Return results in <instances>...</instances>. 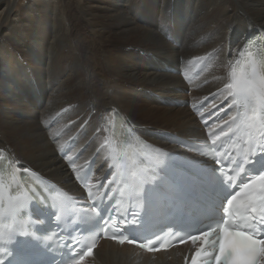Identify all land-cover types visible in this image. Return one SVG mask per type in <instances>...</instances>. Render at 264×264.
<instances>
[{
  "label": "bare ground",
  "instance_id": "bare-ground-1",
  "mask_svg": "<svg viewBox=\"0 0 264 264\" xmlns=\"http://www.w3.org/2000/svg\"><path fill=\"white\" fill-rule=\"evenodd\" d=\"M29 3L20 16H42L51 31L0 24V197L51 185L85 210L78 173L93 162L91 186L109 180L116 135L134 149L193 156L188 143L237 114L221 65L257 34L264 51V0H78L90 33L69 24L65 33L51 0ZM15 4L0 0V17ZM195 248L151 254L100 242L79 264H189Z\"/></svg>",
  "mask_w": 264,
  "mask_h": 264
},
{
  "label": "clouds",
  "instance_id": "clouds-1",
  "mask_svg": "<svg viewBox=\"0 0 264 264\" xmlns=\"http://www.w3.org/2000/svg\"><path fill=\"white\" fill-rule=\"evenodd\" d=\"M238 58L221 65L223 89L251 109V117L257 118L264 111V51L249 50L248 44L237 54ZM31 198L25 193L0 198V245H6L17 235H24L29 218H20ZM227 221L225 222V224ZM220 251L215 264H254L257 257H264V240H253L240 231H229L219 226ZM0 251H4L0 248Z\"/></svg>",
  "mask_w": 264,
  "mask_h": 264
},
{
  "label": "snow or ice",
  "instance_id": "snow-or-ice-1",
  "mask_svg": "<svg viewBox=\"0 0 264 264\" xmlns=\"http://www.w3.org/2000/svg\"><path fill=\"white\" fill-rule=\"evenodd\" d=\"M213 143H215V140ZM260 155H264V147L259 152L250 150L245 163L251 165L254 159ZM240 169L241 171H247L243 165H240ZM223 214L222 223L210 226L199 235L188 237L194 244L198 241L201 242L200 248L192 256V264H197L200 257L208 258L209 264H215V257L220 251V225H224L229 231H240L253 240H264V227H258L264 225V170L251 174L248 182L243 183L240 190L227 199L226 205L223 206ZM237 220L243 221V223H236ZM105 222L107 223V220ZM124 223L127 226L128 221L126 220ZM112 238L121 244L125 242L129 244L136 243L135 240L129 239L127 236L120 237L113 234ZM140 246L146 247L144 244ZM91 252L92 249L89 248L85 255H89ZM0 253H3V251H0ZM82 259L83 257H81ZM262 259L264 257H257L254 264H261ZM0 264H4L3 259H0Z\"/></svg>",
  "mask_w": 264,
  "mask_h": 264
},
{
  "label": "rangeland",
  "instance_id": "rangeland-1",
  "mask_svg": "<svg viewBox=\"0 0 264 264\" xmlns=\"http://www.w3.org/2000/svg\"><path fill=\"white\" fill-rule=\"evenodd\" d=\"M64 1L63 0H51V2H54L53 3L54 7H56L57 10H59L60 14H61V16H60L61 18L59 17L60 19H59V25L58 26L60 28L62 27V30L65 31V33H66V30H67L68 24L71 27V32L72 33H90L88 28H87V21L85 20V18L83 16H80L79 12H77V8H78V11H79V8H80L79 7L80 4L78 5V0H76L77 2H75V0H70V2H68V3H67L66 0H64ZM29 2H30V0H16V4L15 5L17 7L15 8V10L13 9V11L10 12L8 18L3 16V14H2L1 17H0V24L2 23L4 28H8V27L9 28H15V27H17V22H19V24H20L19 25V32L20 33H31V31H26V29L28 27L33 28V33H36L37 30H40L41 31L40 33H42V30H43V33L47 32V31L48 32L51 31V25H49V22L51 23V21H47L42 16L39 17L38 19H35V20L34 19H28V22H27V20L24 19L23 14L20 16V13H22L27 7H29L31 5V3H29ZM61 3H63V5ZM73 3H74V5H73ZM64 4H66V5H64ZM66 6H67V8H66ZM3 8H4V5H0V11ZM136 16H137V18L139 17L138 13L136 14ZM140 18H142L141 15L139 17V20L142 21ZM5 32L3 34H5ZM254 33H259V32H254ZM174 44H176V42L173 43V45ZM8 77H7V80H8ZM31 81H32L33 84L35 83V80L31 79ZM189 83H190V80H187L185 82V84L187 86L189 85ZM22 93H25L26 95H29L32 99L34 98L33 94L28 89L22 90ZM45 99H46V94L44 95V99H43L42 103L45 101ZM183 105H187V102L186 101L183 102ZM201 111H202V109L199 110V111H195V109H194V112L196 114H199ZM96 115L97 114L93 115V117H95ZM210 126H208V127H210Z\"/></svg>",
  "mask_w": 264,
  "mask_h": 264
}]
</instances>
